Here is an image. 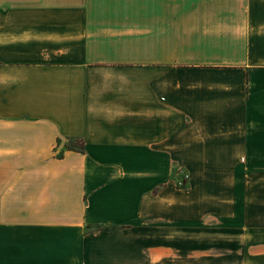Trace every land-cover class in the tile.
<instances>
[{
	"label": "crops",
	"instance_id": "crops-1",
	"mask_svg": "<svg viewBox=\"0 0 264 264\" xmlns=\"http://www.w3.org/2000/svg\"><path fill=\"white\" fill-rule=\"evenodd\" d=\"M0 264H264V0H0Z\"/></svg>",
	"mask_w": 264,
	"mask_h": 264
},
{
	"label": "built area",
	"instance_id": "built-area-1",
	"mask_svg": "<svg viewBox=\"0 0 264 264\" xmlns=\"http://www.w3.org/2000/svg\"><path fill=\"white\" fill-rule=\"evenodd\" d=\"M186 179H187V174H184V176L182 178L176 180L177 185L185 186Z\"/></svg>",
	"mask_w": 264,
	"mask_h": 264
},
{
	"label": "rangeland",
	"instance_id": "rangeland-1",
	"mask_svg": "<svg viewBox=\"0 0 264 264\" xmlns=\"http://www.w3.org/2000/svg\"><path fill=\"white\" fill-rule=\"evenodd\" d=\"M184 174H187V172H183V173L181 174V176H177V177H175V180L182 178V177L184 176Z\"/></svg>",
	"mask_w": 264,
	"mask_h": 264
},
{
	"label": "trees",
	"instance_id": "trees-1",
	"mask_svg": "<svg viewBox=\"0 0 264 264\" xmlns=\"http://www.w3.org/2000/svg\"><path fill=\"white\" fill-rule=\"evenodd\" d=\"M69 146H72V147H73V146H74V147H76V146H77V147H79V145H78L77 143H72V144H69Z\"/></svg>",
	"mask_w": 264,
	"mask_h": 264
}]
</instances>
